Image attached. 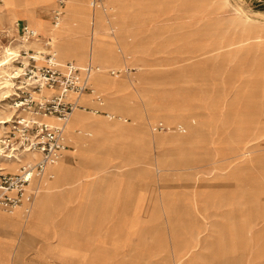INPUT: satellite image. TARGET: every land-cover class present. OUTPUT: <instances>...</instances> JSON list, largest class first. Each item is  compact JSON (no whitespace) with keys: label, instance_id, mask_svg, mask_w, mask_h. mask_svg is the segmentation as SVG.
I'll return each mask as SVG.
<instances>
[{"label":"rangeland","instance_id":"1","mask_svg":"<svg viewBox=\"0 0 264 264\" xmlns=\"http://www.w3.org/2000/svg\"><path fill=\"white\" fill-rule=\"evenodd\" d=\"M141 1L151 6L155 15L154 19L143 17L139 22L143 40L150 35V27L157 26L159 31L156 32V43L145 45L141 50L145 61L137 71L135 89L147 93L157 103L179 109V115L173 114L171 119L156 116L149 130L161 139L166 136L169 139L172 135L176 143L140 145V151L147 150L145 158L122 168L125 182L129 183V193H132L130 196L137 198L140 194V198H144L146 213L138 210L135 214L139 224L120 235L118 264H175L179 261V252L183 264H187L194 254L206 255L209 251L215 254V264H250L254 260L251 256L257 254L256 249L263 250L264 255V214L261 227L249 228L242 239L243 244L227 242L226 232L219 236L215 225L224 224L226 216H232L233 227H238L240 218L246 216L243 200L252 198L243 194L242 183L264 175V42L258 38L264 35V0ZM23 4L24 0H0V11H17ZM26 8L25 14L26 10L31 11L29 18L25 16L23 21L33 26V9ZM134 10L129 9V14L137 15ZM56 11L59 14L57 29L61 35L67 34L69 24H78L81 28L87 26L92 32L89 39L92 38L93 44L96 31L105 28L113 31L114 18L124 14L109 6L108 0L94 7L91 0H77L76 4L75 0H65ZM37 13L54 25L53 8L39 7ZM12 26L4 20L0 32ZM37 26L32 28L38 32L40 23ZM39 39V42L21 41L16 35L0 38V69L4 70V73L0 71V120L4 122L0 123V149L1 138L11 131L13 122L21 117H31L29 111L21 112V108L15 106L18 102L16 88L21 85L18 81L26 80L21 77L28 59L24 58L23 50L37 55L38 63L42 65L43 42L48 39L45 35H40ZM87 42L90 40L85 37L80 46L76 44L86 56ZM95 45L89 50L90 63L96 67L93 75L103 72L92 62L100 42L96 41ZM76 46L67 43V48ZM55 59L59 61L57 57ZM72 63L79 64L77 61ZM111 71L121 74L114 68ZM18 75L20 77L15 80ZM93 85L100 97L89 98L98 108L105 98L97 87V79L93 80ZM132 104L141 108L142 100ZM76 111L79 109L73 113ZM35 119L49 123L40 117ZM131 121L129 118L128 123ZM185 121L194 122L196 131L190 133L184 126L183 130L176 127ZM66 132L67 125L64 142ZM156 159L162 162L159 168L163 171H158ZM12 164L2 162L1 166L14 173L17 164L16 168ZM11 166L13 168L9 169ZM158 181L168 185L165 188L168 195H161ZM179 183L188 186H179ZM31 189L27 188L26 192ZM260 198L264 202V195ZM227 202L231 206L224 205ZM2 208V213L7 215L16 210L6 212ZM235 237L232 233V241ZM208 240L214 245L206 246ZM54 241V245L58 244ZM253 242L261 243V247L251 245ZM110 243L111 236L101 241L104 254H111ZM42 264L70 263L60 256Z\"/></svg>","mask_w":264,"mask_h":264},{"label":"crops","instance_id":"2","mask_svg":"<svg viewBox=\"0 0 264 264\" xmlns=\"http://www.w3.org/2000/svg\"><path fill=\"white\" fill-rule=\"evenodd\" d=\"M108 2L109 6L124 14L114 18L116 26L113 31L112 28H105L101 29L100 37L94 35V44L92 38L89 39L92 32L87 26L81 28L78 24L67 25L68 39L65 42L75 46L78 43L80 46L85 37L90 40V43H85L87 56L77 49L78 46L63 49L56 46L60 50L53 51L60 61H56L57 63L77 61L78 66L83 67L90 63L89 50L95 48L96 41L100 42L93 53L92 62L100 66L103 72L94 74L90 85L100 97L93 85V80L97 79V87L111 110H107L105 104L95 108L90 96H87L90 92L84 93L79 102L82 108L74 114L69 124L65 134L66 141L57 161L46 166L41 176H35L31 180L27 188L32 189L25 191L22 204L14 208L16 210L12 215L3 214V208L0 207V264H42L54 261L60 256L70 264H102L104 261L118 264L120 235L122 232L125 234L132 231L139 224L135 214L138 210L140 213H146L144 198H140V194L137 198L130 196L132 193H129V183L125 182V172L122 168L145 158L147 150L144 151L143 148L140 151V145L147 147L152 142L156 145L176 143L172 135H169V139L168 136L161 139L160 136H153L149 130L156 116L171 119L173 114L179 115V109L168 108L155 102L147 93L135 89L137 71L145 61L141 50L145 45L155 44L158 38L157 26L150 27V35L145 40L141 36L143 29L140 27V20L143 17L154 19L151 6L141 0ZM26 7L33 9L35 22L32 25L37 26L40 23L36 33L47 37L51 23H48L47 17L37 13V8H53L56 11L59 7L57 0H24L23 6L17 8L15 21L1 16L0 27L4 20L10 22V25L17 22L27 25V22L23 21ZM131 8L138 14L130 15L128 10ZM33 26L28 27L33 30ZM56 37L60 39L59 35ZM112 68L118 70L121 76L116 75L117 72L113 73ZM111 74L115 76L110 77ZM137 100H142L141 108L132 104ZM86 108L89 111H85ZM129 118L132 120L130 123ZM141 122V125L136 124ZM192 123L180 122L176 127L183 130L184 126V129L193 133L197 128L193 127L194 122ZM77 131L81 133L78 134ZM161 164L162 162L155 160L158 171H163L159 168ZM14 166L16 168L15 164ZM157 184L161 195H168V192H165L168 185L162 181ZM180 185L188 186L187 183H179ZM242 191L244 195L252 198L243 200L242 206L246 208V216L240 218L238 227H233L232 216H226L224 224L215 225L217 234L223 236L225 231L227 242L232 244H243L242 239H245L248 229L253 230L256 225L259 228L262 225L264 202L260 196L264 195V175L243 182ZM228 202L224 205L231 206ZM248 220L251 221L248 223ZM104 232L107 233L104 235ZM232 233L236 234L234 241ZM109 236L111 254H104L101 241ZM54 240H57L58 244L54 245ZM211 245H214L213 241L208 240L206 246ZM244 245H247L246 242ZM251 245L261 247V243L253 242ZM255 251L257 254L251 256L254 263L251 261L250 264L264 262L263 250ZM182 259L183 256L179 252V261L175 264H183ZM260 259L261 261H258ZM213 261L215 254L209 251L206 255L194 254L192 261L186 263L215 264Z\"/></svg>","mask_w":264,"mask_h":264},{"label":"built area","instance_id":"3","mask_svg":"<svg viewBox=\"0 0 264 264\" xmlns=\"http://www.w3.org/2000/svg\"><path fill=\"white\" fill-rule=\"evenodd\" d=\"M63 6L64 0H57ZM102 0H91L94 7ZM58 12L54 11L52 23L55 25ZM16 35L21 41L39 42V34L27 25L15 23L12 28L0 32V38L8 39ZM42 65L37 55L23 50L27 64L24 66L25 82L16 88L18 102L16 107L21 112H30L31 117H21L13 122L11 131L1 139L0 149V205L10 212L22 204L25 190L30 181L44 172L47 165L54 163L64 147V127L75 109L82 108L79 98L90 92L89 79L96 69L91 63L79 67L72 62L59 64L50 39L43 42ZM112 73V72H111ZM16 76L14 79H18ZM43 90L52 91L50 96L42 95ZM22 94V96H21ZM71 96V97H69ZM19 103V104H18ZM20 105V106H19ZM35 117L53 118L56 123L38 121ZM25 154L38 155L31 163L19 166L14 173H9L1 166L2 162L17 161Z\"/></svg>","mask_w":264,"mask_h":264},{"label":"bare ground","instance_id":"4","mask_svg":"<svg viewBox=\"0 0 264 264\" xmlns=\"http://www.w3.org/2000/svg\"><path fill=\"white\" fill-rule=\"evenodd\" d=\"M6 1H8V0H6ZM103 1V0H102ZM64 2H65V0H64ZM73 2H74V0H73ZM76 2H77V0H75V4H76ZM74 4V3H73ZM27 9V8H26ZM30 10V9H29ZM31 11V10H30ZM30 11H28V10H26V17H27V19L29 18V12ZM15 13H16V11H14V10H9V11H5V12H2L1 13V15H0V17L2 16V18H4V16H6V18L7 19H10V20H14V16H15ZM33 18V17H32ZM31 19V18H30ZM33 20V19H32ZM15 21V20H14ZM27 21V20H26ZM31 21V20H30ZM37 28H38V26H36ZM33 31L34 32H36L34 29H33ZM59 33H61L60 31H58V29H57V23L55 24V25H53V26H51V28H49L48 30H47V39H50V42H51V44H52V46H53V49H59V48H57L56 46H58V47H60L61 49H63V48H67V42H65L67 39H68V36L67 35H60ZM56 35H59V38L60 39H58L57 37H56ZM94 35H98V36H101L102 34H101V30L100 31H96V33H94ZM109 37V36H108ZM61 38H62V40H61ZM64 38H66V39H64ZM258 38H261L262 39V42H264V35H262V36H260V37H258ZM260 39V40H261ZM254 42V41H253ZM249 43V42H248ZM254 43H256V42H254ZM261 44V43H260ZM60 50V49H59ZM55 57H56V55H55ZM5 65H6V63H5ZM78 66V65H77ZM0 71L2 72V73H4V70L3 69H0ZM96 71V69L91 73V75H90V79H89V88L91 89L90 90V93H88L87 94V96H90V97H95V96H97L96 95V92L93 90V88L91 87V85H90V80H91V76L93 75V73ZM16 74H17V72H16ZM6 76H7V74H6ZM13 77V76H12ZM1 91V90H0ZM52 94V91H49V90H43L42 91V95H46V96H50ZM83 96V95H82ZM82 96L79 98V102H80V99L82 98ZM69 97H71V96H69ZM101 104H105L106 106H107V108L109 109V107H108V105H107V103H106V99L103 101V103H101ZM100 104V105H101ZM79 109V108H78ZM78 109H75V110H78ZM74 110V111H75ZM73 111V112H74ZM77 112V111H76ZM75 112V113H76ZM75 113H72L71 115H70V118H69V120L67 121V123L65 124V127H66V125H67V131H68V128H69V124H70V122L72 121V119H73V116H74V114ZM43 119H45V120H47V122H49V123H51V124H54L52 121H51V119L52 120H55V119H53V118H43ZM55 122H56V120H55ZM0 123H2L1 122V120H0ZM4 123V122H3ZM2 123V124H3ZM65 127H64V129H65ZM77 132H81V131H77ZM258 134H259V136H261V132H260V130H258ZM63 137H64V133H63ZM63 143H64V141H63ZM38 158V155H36V154H34V155H31V154H25V155H23L22 157H19L18 158V160L17 161H12L11 162V164L12 163H16L17 165H18V168H19V166H21V165H23V164H26V163H31V162H34L36 159ZM22 159H25V161H21ZM58 159V158H57ZM57 161V160H56ZM55 161V162H56ZM54 162V163H55ZM54 163H52V164H54ZM13 165V164H12ZM50 165V164H49ZM14 166V165H13ZM48 166V165H47ZM5 168V167H4ZM13 167L11 166L9 169H12ZM6 170V169H5ZM18 170V169H17ZM16 170V171H17ZM7 171V170H6ZM15 171V172H16ZM31 182V181H30ZM33 184V183H32ZM28 187V186H27ZM26 191V190H25ZM0 207H2L1 205H0ZM4 212V211H3ZM14 253V252H13Z\"/></svg>","mask_w":264,"mask_h":264}]
</instances>
